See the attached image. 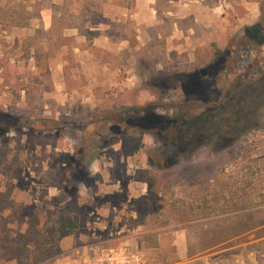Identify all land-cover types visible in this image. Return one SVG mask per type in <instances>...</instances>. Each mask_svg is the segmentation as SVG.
Returning a JSON list of instances; mask_svg holds the SVG:
<instances>
[{
    "label": "rangeland",
    "instance_id": "obj_1",
    "mask_svg": "<svg viewBox=\"0 0 264 264\" xmlns=\"http://www.w3.org/2000/svg\"><path fill=\"white\" fill-rule=\"evenodd\" d=\"M222 2L194 41L190 22L169 37L167 0H0V264H264V43L246 35L264 0ZM217 51L218 137L171 165L172 132L110 128L178 114L177 83L159 84Z\"/></svg>",
    "mask_w": 264,
    "mask_h": 264
},
{
    "label": "trees",
    "instance_id": "obj_2",
    "mask_svg": "<svg viewBox=\"0 0 264 264\" xmlns=\"http://www.w3.org/2000/svg\"><path fill=\"white\" fill-rule=\"evenodd\" d=\"M246 33L248 37L255 40L260 37L257 44L261 45L264 43V34L260 26L247 29ZM223 62L224 57L222 52L217 51L215 53V60L207 65L192 71L182 72V74H179L178 70H174L168 79V84H164V82L159 84L160 87L174 88L173 83H177L184 100V106L179 107L178 114L171 116L160 115L155 111V104H151L149 107H144L141 110V116L136 113L135 116L131 115L127 118L119 119L118 124L112 125L110 128L116 134H120L121 128L119 123L125 122V126L128 129L132 128L142 133H152V135L156 133L162 143H166V139L161 137V133L172 132L170 142L168 143L171 150L169 160H171V165L176 164L179 158L191 155L192 151L201 142L211 140L217 136L215 133V130L218 128L215 119L217 112L215 111L221 108V102L210 100L208 93L214 87L216 77L225 70ZM182 107L188 109H182ZM242 111L241 108H237L234 114L236 113V117L239 118ZM238 118L232 117L230 122L238 125L240 121ZM235 125L221 129L224 136L230 135ZM76 229L77 225L72 220L65 218L61 220L57 229V238L62 239L70 236Z\"/></svg>",
    "mask_w": 264,
    "mask_h": 264
},
{
    "label": "crops",
    "instance_id": "obj_3",
    "mask_svg": "<svg viewBox=\"0 0 264 264\" xmlns=\"http://www.w3.org/2000/svg\"><path fill=\"white\" fill-rule=\"evenodd\" d=\"M169 5H172L174 9H167V16L171 19L172 32L169 37H176L183 35L184 30H189V32L193 35V27H191L188 23L195 25H201V31L197 32V37H194V41H198L203 35L206 34H215L218 31L217 24V16L219 19H222V11L224 3L222 0H167ZM252 11L246 13V19H253L254 12L253 6L251 7ZM152 10V9H151ZM141 12H143L142 8L140 11H136V18H141ZM153 14L149 20H144L143 25H158V20L152 21V19L156 18L155 10H152ZM219 13V14H218ZM200 16V17H199ZM158 35V33H157ZM160 36V34L158 35Z\"/></svg>",
    "mask_w": 264,
    "mask_h": 264
}]
</instances>
